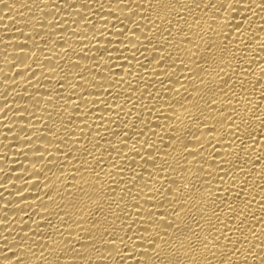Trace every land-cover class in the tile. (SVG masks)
<instances>
[{"label":"bare ground","instance_id":"bare-ground-1","mask_svg":"<svg viewBox=\"0 0 264 264\" xmlns=\"http://www.w3.org/2000/svg\"><path fill=\"white\" fill-rule=\"evenodd\" d=\"M0 264H264V0H0Z\"/></svg>","mask_w":264,"mask_h":264}]
</instances>
